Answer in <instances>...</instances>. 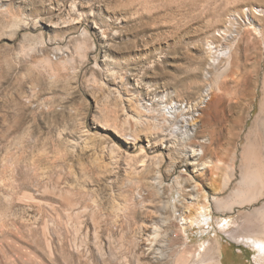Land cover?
I'll list each match as a JSON object with an SVG mask.
<instances>
[{
	"label": "rangeland",
	"instance_id": "obj_1",
	"mask_svg": "<svg viewBox=\"0 0 264 264\" xmlns=\"http://www.w3.org/2000/svg\"><path fill=\"white\" fill-rule=\"evenodd\" d=\"M248 240L264 0H0V264H264Z\"/></svg>",
	"mask_w": 264,
	"mask_h": 264
},
{
	"label": "bare ground",
	"instance_id": "obj_2",
	"mask_svg": "<svg viewBox=\"0 0 264 264\" xmlns=\"http://www.w3.org/2000/svg\"><path fill=\"white\" fill-rule=\"evenodd\" d=\"M254 30V29H253ZM235 40V39H234ZM234 47V46H233ZM229 50V49H228ZM226 51V50H225ZM221 52V51H220ZM225 53H227V54H225ZM219 55H222L221 57H224V59L226 58V60L227 61H231V58H232V53L229 51V52H222V53H220ZM218 55V56H219ZM229 63V62H228ZM164 109V108H163ZM165 110V109H164ZM172 110H174V108L173 107H169L168 109H167V112L166 113H171V111ZM202 110V109H201ZM204 113H205V111H204ZM203 113V114H204ZM261 114V113H260ZM167 115V114H166ZM170 116V115H169ZM204 116V115H203ZM256 119V118H255ZM173 120V119H172ZM255 121V120H254ZM258 123H259V119H256V121H255V125H254V127L255 126H258ZM259 124H261V123H259ZM195 126H196V123H193L192 121H188V122H186L185 123V126H184V129H185V134H189V133H191L193 130H194V128H195ZM253 135V133H251L250 132V134H249V136H248V138H247V141L250 139V137ZM254 136V135H253ZM203 155H204V153H203V151L201 150V149H198V150H194V149H192V157L193 158H197V159H201V157H203ZM244 155V154H243ZM242 156V155H241ZM245 156V155H244ZM209 163V162H208ZM218 166V165H217ZM216 166V167H217ZM209 166L206 164V163H202L201 164V168L199 169L200 171H203V170H205L206 168H208ZM211 167V166H210ZM214 167V166H213ZM216 167H214V168H216ZM219 167V166H218ZM217 167V168H218ZM216 168V169H217ZM253 178V177H252ZM251 178V179H252ZM244 179V178H243ZM227 183V182H226ZM226 186V185H225ZM191 191L192 192H195L196 193V196H195V198H196V200L198 201V199H203V201L201 202V203H197V208L195 209V214L192 216V217H190V218H185L184 219V221H185V223H184V225L186 226V227H191L192 225H194V223L195 224H204V223H207L208 222V216H207V210H206V206H205V202H206V200H205V198L204 197H201V196H198L199 195V188H198V186H193L192 188H191ZM194 200V199H193ZM199 202V201H198ZM218 202H216V204H217ZM231 207L229 208V211L231 210V208H233L234 207V205H230ZM189 219V220H188ZM248 242V244L249 243H251L250 245H252V248L256 251V252H258V253H260L259 251L263 248V250H264V244L262 243V242H257V241H252V240H248L247 241Z\"/></svg>",
	"mask_w": 264,
	"mask_h": 264
},
{
	"label": "built area",
	"instance_id": "obj_3",
	"mask_svg": "<svg viewBox=\"0 0 264 264\" xmlns=\"http://www.w3.org/2000/svg\"><path fill=\"white\" fill-rule=\"evenodd\" d=\"M251 14H252V12L249 11L248 9H245L244 12H243V18L245 19V22H246L247 25L248 24L249 25L253 24V18L251 17ZM241 19L242 18H239L238 21H237V19L234 18V22H236V24H237V22H239ZM236 35H238V34H236Z\"/></svg>",
	"mask_w": 264,
	"mask_h": 264
}]
</instances>
